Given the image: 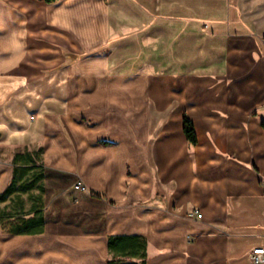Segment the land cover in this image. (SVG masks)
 Masks as SVG:
<instances>
[{
	"label": "crops",
	"instance_id": "0c3cea01",
	"mask_svg": "<svg viewBox=\"0 0 264 264\" xmlns=\"http://www.w3.org/2000/svg\"><path fill=\"white\" fill-rule=\"evenodd\" d=\"M139 1L172 7L170 58L140 42L120 62L136 47L117 42L116 0H0V264H253L264 248V0Z\"/></svg>",
	"mask_w": 264,
	"mask_h": 264
},
{
	"label": "rangeland",
	"instance_id": "374dc122",
	"mask_svg": "<svg viewBox=\"0 0 264 264\" xmlns=\"http://www.w3.org/2000/svg\"><path fill=\"white\" fill-rule=\"evenodd\" d=\"M63 0H60L56 3L50 5H56L61 3ZM117 2L109 3L110 6L116 11L118 16V21L122 22V25H118V33H117V42L120 44L121 49L132 46V48L136 47L131 51H127V55L123 53L120 56V62H125V60H129L132 58H136L137 54L140 50H136L140 47V42H144V44L148 45L147 59L149 61H156V53L157 51L153 49L156 48V44L160 43L165 45V58L171 57V51L168 50V46L171 45L172 37L164 38V36H157V32L164 31L165 28H172L173 22V14L172 7L165 8V17L162 16L159 18L158 14L153 11L156 10V6L152 5V3L148 4L147 2H140L139 0H116ZM42 2V1H41ZM9 6L14 7L12 2L8 3ZM43 6L34 7L31 10H43ZM142 15V18H141ZM183 18V17H182ZM121 19V20H120ZM140 32H143L142 34ZM146 47V45H144ZM123 52V51H122ZM137 59V58H136ZM129 62V61H128ZM122 66V65H121ZM120 67V66H119ZM65 66L52 67L48 70L43 71V74L53 75V78L57 79V86L60 85L61 80L60 77L63 76V72L65 71ZM120 69V68H118ZM171 69V67H170ZM55 80V79H54ZM34 119V117H32ZM12 149H7L4 147H0V158L3 159H12Z\"/></svg>",
	"mask_w": 264,
	"mask_h": 264
},
{
	"label": "trees",
	"instance_id": "16d2710c",
	"mask_svg": "<svg viewBox=\"0 0 264 264\" xmlns=\"http://www.w3.org/2000/svg\"><path fill=\"white\" fill-rule=\"evenodd\" d=\"M42 2H45L46 4H53L56 3L60 0H40ZM184 133L188 139V141L190 142L191 145H196L197 144V135L195 132V128H194V124L192 121H190L187 117H185L184 119ZM37 181H39V179L35 180V182L31 185L32 187H34L35 183H37ZM11 191H8V194ZM5 195L0 197V201H3L5 199ZM129 240L127 238H115L112 239L110 241V250L114 253L117 254H123L125 252L130 251L129 248L133 249V250H141L143 249V251L145 250V245H141L140 243H136V241L134 242V244H130V243H126V241ZM131 240H136V239H130ZM140 252V251H139ZM135 255V254H134ZM142 258L145 260L146 255L143 252ZM113 263V262H112Z\"/></svg>",
	"mask_w": 264,
	"mask_h": 264
},
{
	"label": "built area",
	"instance_id": "2783aa9c",
	"mask_svg": "<svg viewBox=\"0 0 264 264\" xmlns=\"http://www.w3.org/2000/svg\"><path fill=\"white\" fill-rule=\"evenodd\" d=\"M77 190L85 191L86 187L82 185L81 183L77 184L76 186ZM188 217L190 219H198L201 218V212L199 210H194L188 214ZM251 261L253 264H264V248H257L255 249L251 254Z\"/></svg>",
	"mask_w": 264,
	"mask_h": 264
}]
</instances>
